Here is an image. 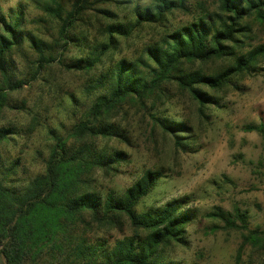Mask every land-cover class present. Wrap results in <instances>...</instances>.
<instances>
[{
    "label": "trees",
    "instance_id": "16d2710c",
    "mask_svg": "<svg viewBox=\"0 0 264 264\" xmlns=\"http://www.w3.org/2000/svg\"><path fill=\"white\" fill-rule=\"evenodd\" d=\"M37 2L56 19V36L50 41L26 29L23 7L8 11L6 16L0 6V115L4 108L12 107L10 93L35 79L47 65L58 63L66 70L89 72L117 48L118 38L127 39L144 25L160 27L162 33L145 45L138 57L121 58L105 74L85 83L83 91L95 94L78 118L64 133L47 128L51 143L42 159V172L25 184L18 183V159L5 162L0 155V264H173L158 258L165 247L183 241L184 226L194 217L191 210L184 209L187 197L138 211L141 199L164 176L162 169L150 168L122 193L97 191L94 173L98 169L118 170L127 160L123 150L107 151L98 142L114 138L128 143L117 120L126 101L154 110L156 102L168 96L166 85L173 83L187 91L203 113L207 106H219L214 93L229 84L233 75L264 70L255 67L264 56V43L240 51L243 38L250 33V22L264 24V0H217V9H201L189 21L173 26L167 24L169 16L177 10L190 12L188 0L136 4L132 19L105 24L99 16L112 18L114 14L97 4H130L131 0H72L69 8L62 0ZM87 10L95 12L97 31L104 38L94 41L85 56L69 60L65 53L78 40L72 30ZM23 43L35 52L37 66L31 67L29 77H16L9 54ZM228 57L229 63L214 72L200 66ZM194 63L200 67L186 68ZM68 103L75 108V95L69 96ZM150 118L154 125L173 134L177 145L187 146L179 141L181 135L177 133L189 128L185 122L162 117L156 111L150 112ZM244 128L264 137L263 123H250ZM13 133L11 125L0 126V146ZM209 215L229 227L247 228L245 216L238 212L240 225L233 214L221 208ZM119 216L127 218L130 234L115 238L110 247L107 240L89 238L92 226L87 218L101 225L115 223ZM248 238L264 249V229L248 230Z\"/></svg>",
    "mask_w": 264,
    "mask_h": 264
},
{
    "label": "rangeland",
    "instance_id": "374dc122",
    "mask_svg": "<svg viewBox=\"0 0 264 264\" xmlns=\"http://www.w3.org/2000/svg\"><path fill=\"white\" fill-rule=\"evenodd\" d=\"M41 1V0H40ZM72 0H62L69 8ZM152 0H131L129 4H97L98 8L109 9L112 18L99 16L102 24L117 20L132 19L133 5H147ZM190 12L174 11L168 25L189 21L201 9H217V0H188ZM2 12L23 7L24 26L36 35L51 40L56 36V19L39 6L37 0H0ZM94 11L87 10L75 23L72 32L78 40L69 46L65 57L69 60L85 56L94 41L103 39L97 31ZM97 14V13H96ZM101 15V14H100ZM251 30L244 37L245 52L249 47L264 43V24L251 21ZM0 25V32L2 31ZM162 28L144 25L127 39L118 38L117 48L104 55L101 62L91 71L66 70L58 63L47 65L35 79H30L18 90L10 93V108L0 115V126L11 125V139L0 146V155L5 162L18 159L15 177L18 183L43 171L42 159L47 155L51 139L48 127L64 133L80 115L95 93L83 91L85 83L105 74L121 58L134 59L142 48L160 38ZM84 37V38H83ZM16 77H29L31 67L37 66L36 54L28 43L14 48L9 54ZM230 58L216 59L202 64V69L214 72ZM198 63L186 68L200 67ZM264 68V56L255 65ZM1 78V75H0ZM167 86L168 96L156 102L154 110L143 109L136 101H126L117 117L125 130L128 143L117 139H103L101 147L111 151L123 150L127 160L119 169L94 173V187L105 193L107 190L122 193L147 168L162 169L164 176L151 191L141 199L137 210L159 207L167 201L187 197L185 208L194 217L184 226L183 241L165 247L158 261L173 264H264V249L248 240V230L264 229V137L257 131L244 128L250 123L264 124V70L242 71L233 75L215 96L219 106H207L203 113L187 91L179 90L175 84ZM75 95L78 104L74 109L68 103ZM81 104L83 106H81ZM149 108V104H147ZM76 112L73 115V111ZM162 117L185 122L189 127L175 136L154 125L150 112ZM221 208L233 214L238 225L243 214L247 228L229 227L222 220L209 215ZM194 213V214H193ZM236 215V216H235ZM90 221L88 232L91 240H107L110 247L115 238L130 234L129 222L119 216L115 223L99 225ZM81 227V226H80Z\"/></svg>",
    "mask_w": 264,
    "mask_h": 264
}]
</instances>
